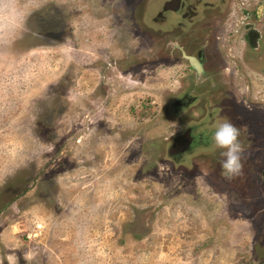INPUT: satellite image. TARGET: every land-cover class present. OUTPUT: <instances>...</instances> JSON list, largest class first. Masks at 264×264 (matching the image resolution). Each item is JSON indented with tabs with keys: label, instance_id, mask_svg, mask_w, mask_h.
Masks as SVG:
<instances>
[{
	"label": "rangeland",
	"instance_id": "obj_1",
	"mask_svg": "<svg viewBox=\"0 0 264 264\" xmlns=\"http://www.w3.org/2000/svg\"><path fill=\"white\" fill-rule=\"evenodd\" d=\"M162 2L0 0V264H264V0L218 5L199 86L167 56ZM225 120L230 180L212 142L171 146Z\"/></svg>",
	"mask_w": 264,
	"mask_h": 264
},
{
	"label": "flooded vegetation",
	"instance_id": "obj_2",
	"mask_svg": "<svg viewBox=\"0 0 264 264\" xmlns=\"http://www.w3.org/2000/svg\"><path fill=\"white\" fill-rule=\"evenodd\" d=\"M213 1L209 3L205 0H163L162 3H156L153 6V10H156L154 22L161 21L160 26H164L167 29L169 32L168 38L171 39V47L167 51V56L171 60L175 59L174 61L176 62L179 60L183 62L186 72L193 77L196 86L201 85L199 84V78H203V80H209L210 78L207 72L209 53H206L207 49H205L208 44L206 42L208 39L205 38L208 35L204 36L205 28H212L211 26H214V24L219 26L221 23L222 27H225V22L228 21L227 19H223V15H226V13L221 16L217 15L216 12L219 6L225 7L227 4H230L229 0H217L222 2L218 4H215L216 0ZM226 7L229 8V5ZM255 14L257 16L256 12ZM242 38L248 49L259 51L260 36L251 23H245ZM158 59L161 58L159 56L154 58V60ZM189 59L194 60L193 65ZM174 61L172 64L175 63ZM219 69L221 73H224L227 67L222 66ZM261 73L264 76V67ZM224 81L225 79H223ZM186 91L183 97L174 100L173 104L176 109L178 107L180 109L188 108L195 105L198 101V98L191 94L193 88L186 89ZM212 132L213 130L209 132L198 130L196 126L186 127L184 131L176 133L173 136L171 146L179 153L178 155L183 153L186 155L198 148L207 149L211 145ZM184 143L185 150L183 149ZM179 147H182L181 150H177ZM183 150L184 152H182Z\"/></svg>",
	"mask_w": 264,
	"mask_h": 264
},
{
	"label": "clouds",
	"instance_id": "obj_3",
	"mask_svg": "<svg viewBox=\"0 0 264 264\" xmlns=\"http://www.w3.org/2000/svg\"><path fill=\"white\" fill-rule=\"evenodd\" d=\"M240 135L236 126L225 120L219 123L211 134V142L221 149L222 159L219 161L222 176L226 180L240 175L242 169V145L238 140Z\"/></svg>",
	"mask_w": 264,
	"mask_h": 264
},
{
	"label": "water",
	"instance_id": "obj_4",
	"mask_svg": "<svg viewBox=\"0 0 264 264\" xmlns=\"http://www.w3.org/2000/svg\"><path fill=\"white\" fill-rule=\"evenodd\" d=\"M189 60H190L191 64L193 65V62H194V60H193V59H192V60H191V59H189Z\"/></svg>",
	"mask_w": 264,
	"mask_h": 264
}]
</instances>
